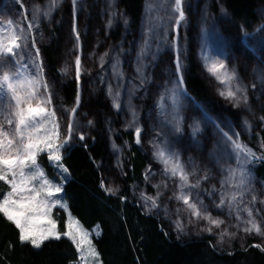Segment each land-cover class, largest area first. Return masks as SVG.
<instances>
[{
    "label": "snow or ice",
    "instance_id": "6c2138e0",
    "mask_svg": "<svg viewBox=\"0 0 264 264\" xmlns=\"http://www.w3.org/2000/svg\"><path fill=\"white\" fill-rule=\"evenodd\" d=\"M62 0H50V3L43 9L37 7L32 10V19L27 21V27L16 25L11 19L7 24H0V182L7 186L0 198V216L11 223L18 230V241L21 246L30 245L33 249H40L46 241L60 240L67 238L75 246L79 259L85 261L83 255L85 245L91 257L98 260L99 254L95 249L88 234L78 225L69 220L61 232L58 229L57 221L52 218V210L56 207L67 209L64 196V182L70 179L69 169L62 162L64 153L70 151L73 141L77 138L85 140L81 126L77 119L78 108L81 103L79 83L81 74L85 71L80 55L75 56V78L78 85L76 103L65 111L68 113L66 130L61 122L54 104V85L46 78L41 52L38 43L43 39L41 24L43 20L51 19L52 13L56 10ZM23 9L22 0H15ZM73 24L72 33L76 39L77 48L80 47V34L77 26L78 0H72ZM111 6V5H110ZM150 17L148 28L143 31L142 42L138 46L135 59V73L140 81L139 85L132 83L129 92L128 107L132 115L129 126L136 125V110L131 103L134 93L149 82L147 69L150 60L157 59V53L161 46L170 44L176 52L174 61V78L169 80L161 92L157 102V116L160 118L161 130L156 133L157 141L153 143V157L163 165V176L178 180V194L174 193L175 199L182 203L190 213L191 218L197 221L203 219L208 222L209 227L201 229L212 233V228H221L225 221L220 218H213L207 210L197 190L201 185L210 179L209 170L204 169L203 176L199 175L198 166L190 161L192 171L181 158L180 153L171 147L170 135L183 133L186 117L183 115L184 100L187 99L185 88L184 72L185 66L179 46V28L186 23V15L183 0H155V3L146 5ZM221 12L226 14L227 10L222 8ZM114 15V14H113ZM27 20V15H25ZM127 24V20L124 21ZM109 20L108 26L111 27ZM243 30V26H242ZM169 31L177 35L169 41ZM264 31V26L257 29V32ZM39 32V37L36 33ZM209 29L205 19L200 31V58L205 70L213 76L216 81L225 85L219 89V95L231 102L233 107H245L249 112L252 108L249 103L248 88L241 79L236 68H229L226 58L212 56L208 52L207 36ZM244 35L249 34L244 30ZM155 46V52H153ZM112 53L109 50L99 57V64L102 70L111 59L112 79L116 81L115 86L107 81V94L112 100L113 107L119 110L123 101L122 87L125 81V73L122 67L121 54ZM69 67L65 65L60 69L62 75L69 74ZM261 84H264V73L259 69L254 70ZM102 83L106 77L101 76ZM131 83V82H130ZM253 84V88H255ZM264 121V116L260 117ZM213 123L214 128L220 134L216 143V149L222 152V157L216 160L221 166L224 174L220 181V188L212 186L210 195L219 194L220 200L216 205L223 211L227 206L229 214L235 211V219L238 222L235 227L239 228L244 223L243 231L246 234L255 232L264 236L260 224L253 217L251 207L245 206L243 211L247 213V220L241 217V206L245 199L251 195L249 204L257 202V195L252 188V173L248 167L255 160H264V155L258 156L254 150L243 144L240 140V133L225 131L220 124L212 122L206 115L203 120L194 119L189 125L193 139H198L204 131L202 124ZM93 122L88 121L92 126ZM243 126L251 132L252 124L247 119L243 120ZM167 127L170 133L163 129ZM142 128L135 127L136 142L141 143ZM161 137L163 138L161 140ZM116 147L115 145L113 146ZM264 147V144L261 145ZM47 154V159L52 166L59 170L61 181L57 182L47 176L44 166L40 163L42 154ZM235 161L233 164L232 161ZM151 170H149L150 172ZM195 175L196 182L192 183L190 177ZM150 175H145V182H149ZM101 189L109 196H117L120 192L118 186H106L102 180ZM156 189L154 196H148L140 192V199L144 201L146 212L160 209V199L163 196L161 184H153ZM164 191L167 190V183H163ZM123 202L126 197L121 196ZM165 215H169L167 206L164 207ZM180 209L177 208L178 218L175 221L178 233L184 232V226L179 218ZM99 235V233H97ZM236 233L224 228L219 234V242L223 243L225 237L234 238ZM264 252V246L253 245Z\"/></svg>",
    "mask_w": 264,
    "mask_h": 264
},
{
    "label": "rangeland",
    "instance_id": "374dc122",
    "mask_svg": "<svg viewBox=\"0 0 264 264\" xmlns=\"http://www.w3.org/2000/svg\"><path fill=\"white\" fill-rule=\"evenodd\" d=\"M217 2L218 0H183L186 23L179 28V46L185 66L184 79L187 68L192 65L197 70L198 76L201 77L210 98L224 111L233 113L234 120L228 123L225 120L221 121L215 119V117H210L205 113L202 106L194 102L184 85L187 90V99L184 100L183 115L186 119L183 133L169 136L172 149L180 153L190 172L192 171L190 161H194L198 166L200 176H203L204 169L209 170L210 179L194 191L199 192L200 199L203 200L204 205L207 206V210L213 218H220L225 221L221 228H212L211 234L201 230L209 227L207 221L203 219L197 221L194 217L190 220L189 211L174 196V193L178 194L177 185L179 181L164 177L163 165L158 163L153 157V143L157 141L156 133L161 130L160 118L157 116V102L165 85L174 78L176 52L170 44L161 46L155 61H151V58H149L150 63L147 69L149 82L136 91L131 98V103L136 110L137 123L134 126H129L132 121V115L128 107V94L132 89V83L136 85L140 83L135 73L136 52L142 42L143 31L149 26L150 17L155 15V13L149 14L147 12L146 5L149 3L154 4L155 0H144L139 22L135 29L129 27L128 22L127 24L124 23L126 17L120 9L119 0H78L79 48L76 46V39L72 33V0H62L52 13L50 21L43 20L41 24V29L49 32L54 31V35L49 38L47 34H43V39L39 41L38 47L40 48V45L49 41L56 43L58 69L60 70L65 65L70 69L69 74L64 75L65 79H76L75 56L80 55L82 58V65L85 71L82 72L79 83L81 103L78 108L77 119L85 136L83 142L88 143L100 140L105 143V156L100 164V171L105 185L118 186L120 192L123 190L125 153L129 145L137 144L135 127H141V143L137 145L145 155L147 167L142 183L130 189V199L135 202L143 213L155 216L165 229L180 241L211 236L215 238V247L218 250L230 251L234 245L244 247L248 239H253L256 244L264 246V236L257 235L255 232L246 234L242 230L246 226L244 223H240L239 228L234 226L238 223L235 219V211L230 215L227 206L224 207L223 211L216 207L220 200L219 194L217 193L213 196L209 193L213 185L217 189L220 188V181L224 175L221 171V166L216 163V160L223 155L222 152L216 149L220 134L214 128L213 123L209 122L202 124L204 131L198 139H193L189 125L192 124L194 119L203 120L206 115L212 122L220 124L225 131L231 130L232 133H240V140L243 144L254 150L258 156L264 155V147H261L264 144V138L261 135L264 130V121L260 119V117L264 116V84H261L254 74L256 69L264 73V31L257 32V29L264 26V11L259 5L255 10L258 14V20L249 26L244 21L240 23L234 22L227 14L221 12V8H218L215 12L213 7ZM22 3L24 5L23 9L19 4L15 3V0H0V24L6 25L8 20L11 19L16 25H22L26 28L27 21L32 19V10L37 7L45 8L50 3V0H46L43 4H39L35 0H22ZM25 15H27V20ZM205 19L209 29L207 36L208 52L212 56L226 58L229 68L238 70L241 79L248 88L251 112L243 106L233 107L231 102L222 98L218 90L224 89L225 85L219 84L203 66L200 58V31ZM109 20L112 21L111 27L108 26ZM117 27L120 32L117 38L112 40L111 36ZM244 30L249 34L247 37L244 35ZM36 35L39 37V32ZM176 35V32L169 31V41ZM121 49H123L121 61L125 73V81L123 82L121 97L123 105L117 110L113 107L112 100L107 94V81H111L114 86L116 83L112 79L111 59L109 58L108 64L102 70L99 64V57L109 50H112V53L115 54ZM152 50L153 52L156 51L155 46H153ZM41 60L43 61L42 56ZM101 76L106 77L104 83L100 80ZM46 78L49 82L47 75ZM253 84L256 85L255 88H253ZM56 98L58 99V97L55 96L53 107L57 110L66 130L68 113L65 110L70 109V107L62 106L60 99L56 100ZM100 101L111 108L110 114L104 111L99 104ZM244 119L251 122V132L243 126ZM90 120L93 122L92 126L88 125ZM163 131L170 133V129L167 127ZM122 133L131 134L133 142H130L132 140L124 139ZM78 140L77 135L73 144ZM114 145L116 146L115 148L113 147ZM261 161L263 160L257 159L254 163L248 165L252 173V188L254 194L257 195V202L249 204L248 201L251 198V195H249L245 199L244 205L241 206L240 214L242 220L246 221L247 213L243 211V208L245 206L251 207L253 217L264 230V183L259 181L254 173L255 167ZM40 163L44 166L48 178L57 182L61 181V176L58 174L59 170L48 161L46 153L41 155ZM232 163L234 164L235 161L233 160ZM149 170L151 171L149 172ZM146 174L151 177L147 183L145 182ZM196 179L195 175L190 177L192 183H195ZM0 183L2 184L0 185L1 187H7L2 182ZM163 183H167L166 191L163 189ZM153 184H161L163 196L160 199V209L149 213L145 211L144 201L140 199V192L143 191L148 196H154L156 189ZM61 194L63 195V192ZM165 206H167L169 211L167 216L163 210ZM177 208L181 210L179 218L184 226V232L180 233H178L175 224L178 218ZM61 211L65 216L64 226L69 220L78 223L66 209L56 207L52 210V218L57 221V225V219L61 216ZM78 225L80 226L79 223ZM224 228H228L229 231L236 233V235L232 239L225 237L224 242L220 243L219 234ZM82 229L88 234L90 240H92L93 234L98 233L97 226L90 231ZM83 255L86 258V264H100L99 258L96 260L89 255L87 245H85ZM73 264H85V261H81L78 254L77 260Z\"/></svg>",
    "mask_w": 264,
    "mask_h": 264
},
{
    "label": "trees",
    "instance_id": "16d2710c",
    "mask_svg": "<svg viewBox=\"0 0 264 264\" xmlns=\"http://www.w3.org/2000/svg\"><path fill=\"white\" fill-rule=\"evenodd\" d=\"M43 4L46 0H35ZM144 0H119L120 9L129 27L136 28ZM264 11V0H218V8L227 10V15L236 23L244 21L251 26L258 20L256 8ZM50 38L54 31L41 29ZM120 32L117 27L111 36L115 40ZM45 74L54 85V94L62 106L72 108L76 103L78 85L74 78L65 79L57 66L55 42L40 45ZM185 86L197 105L206 114L217 120L230 123L233 113L221 109L213 101L197 70L191 65L185 75ZM107 114L111 108L101 101ZM264 138V130L262 131ZM124 139L132 140L131 134L122 133ZM105 156V143L96 140L85 143L78 140L70 151L64 153L63 163L69 169L63 196L67 212L82 228L98 233L92 235V243L99 254L100 264H264V252L253 247L256 242L248 239L244 247L234 245L230 251L215 247V238L204 236L180 241L167 231L153 215L143 213L130 199V189L144 179L147 160L137 144L129 145L124 157L123 190L117 196L107 195L100 184L103 180L100 164ZM256 178L264 183V160L254 169ZM0 185H2L0 183ZM7 187L0 186V198ZM126 197L122 202L120 197ZM60 231L64 230L65 216L57 219ZM78 257L75 246L66 238L49 240L40 249L30 245L21 246L18 230L0 216V264H73Z\"/></svg>",
    "mask_w": 264,
    "mask_h": 264
}]
</instances>
